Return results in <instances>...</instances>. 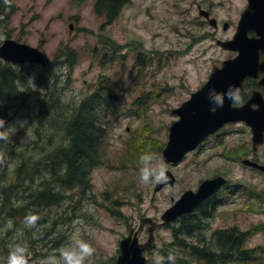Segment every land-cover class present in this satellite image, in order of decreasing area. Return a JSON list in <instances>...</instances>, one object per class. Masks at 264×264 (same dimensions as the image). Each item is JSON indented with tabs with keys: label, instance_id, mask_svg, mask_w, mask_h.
Masks as SVG:
<instances>
[{
	"label": "rangeland",
	"instance_id": "1",
	"mask_svg": "<svg viewBox=\"0 0 264 264\" xmlns=\"http://www.w3.org/2000/svg\"><path fill=\"white\" fill-rule=\"evenodd\" d=\"M1 1L5 8L0 11V45L12 37L40 47L47 64L56 61L55 74L50 75L38 64L23 63L30 70L28 82L19 80L20 93L7 110L0 106V118L16 125L11 142L0 144L9 167L7 171L0 165L2 263L9 246L20 243L29 250L28 264H40L79 228L95 249L90 264H115L120 239L144 216L161 221V215L187 189L196 190L205 178L224 174L229 182L213 199L225 202L200 225L199 232L205 229L203 234L209 238L220 228L251 230L241 248H256L254 256L246 261L234 255L197 261L176 245L173 226L181 222L174 221L156 227L155 244L146 252L149 264H154L157 254L168 263L170 252L192 258L193 264H264V172L242 162V158L256 156L264 161V143L255 155L251 127L243 121L228 122L179 163L167 161L163 154L170 126L179 117L172 108L191 98L208 79L213 64L232 53L215 42L213 28L200 7L214 1V7L220 6V17L227 18L245 0H129L111 22H106L105 14L96 13V0ZM69 49L74 50L73 56L68 55ZM98 86L112 88L118 95L117 101L111 98L119 102L116 112L105 117L109 149L121 151L132 143L140 157L154 154L176 175L174 183L157 190L156 183H141L138 156L128 158V167L97 166L91 170V187L85 191L66 188L50 168L46 171L49 159L69 140L64 116L71 115ZM53 161L58 166L56 157ZM18 167L23 173L18 174ZM31 169L38 170L30 176L24 174ZM43 181L59 193V203L37 207L30 198ZM6 198L9 205L28 209H13L10 215ZM28 213L39 217L31 229L24 226ZM180 235L188 242L197 239L184 231ZM147 236L145 227L140 240ZM215 245L211 248L221 253Z\"/></svg>",
	"mask_w": 264,
	"mask_h": 264
},
{
	"label": "water",
	"instance_id": "2",
	"mask_svg": "<svg viewBox=\"0 0 264 264\" xmlns=\"http://www.w3.org/2000/svg\"><path fill=\"white\" fill-rule=\"evenodd\" d=\"M201 13L208 16V11L204 9H201ZM250 28L256 29L259 33L264 30V0H249L248 7L241 15L234 38L221 42L224 46L239 49V54L224 60L223 66H216L210 79L193 92L190 99L173 109L179 118L170 126L169 140L163 148L167 161L178 162L205 136L229 120L243 118L252 126L255 148L264 141V100L260 98L261 101H256L259 107L251 109L249 103L242 106L233 105L227 95L230 89L242 86L243 71L256 75L261 68L264 69V60L259 61V52L264 50V38L258 39L256 35L250 37L247 33ZM0 56L15 63L33 62L42 65L47 63L45 52L40 47L12 37L5 38L0 45ZM261 83H264V77ZM213 94L223 97L222 106L214 101ZM243 161L264 171V163L249 157L244 158ZM166 175V182L156 183V190L167 182L175 181L172 171L167 169ZM226 181L227 178L224 175H217L204 179L197 190L187 189L162 214L163 221L176 220L182 214L192 211ZM145 223H149V233L147 238L141 241L139 232ZM156 225L152 217L145 216L137 229L131 227L129 234L120 240V253L116 264H148L149 257L145 252L154 244ZM29 260L30 257H28Z\"/></svg>",
	"mask_w": 264,
	"mask_h": 264
},
{
	"label": "trees",
	"instance_id": "3",
	"mask_svg": "<svg viewBox=\"0 0 264 264\" xmlns=\"http://www.w3.org/2000/svg\"><path fill=\"white\" fill-rule=\"evenodd\" d=\"M128 1L129 0H96L95 10L97 14L106 15V22H111L119 8ZM4 8V4L0 0V11L4 10ZM74 53L73 49H69V56H73ZM55 63L56 61H52L47 65H37L34 63L33 65L41 66L44 70H47V75H50L55 74ZM29 73L30 70L27 68V65L19 64L16 66L0 58V106L4 108L3 110H7L8 106L13 104L12 102L16 100L20 93L19 80L24 81L22 84L28 82ZM43 76L45 75L43 74ZM45 79L46 78L42 79L40 82L45 84ZM114 97L117 101L118 95L112 88L98 86L90 96L87 98L84 97L83 100L73 108L75 111L73 110L71 115L68 117L64 116V126L69 135V140L67 144L66 142L62 144L57 150L58 154L54 156L58 159V166L54 161L52 162L54 159L53 157V159H49L47 167H45L46 171L50 168L52 176L58 178L57 182L62 183L68 188H80L85 191L91 187V170L93 172L97 166L103 163L106 166H113L115 168L128 167L125 165L128 158L133 159L136 157L138 159V157H140V151L136 149L132 143L125 145L121 151H119L118 148L110 150L108 147L109 141L107 138L109 136L107 125H109V122L105 117L107 114L116 112V105L118 106L119 102H112L111 98ZM61 105L62 103L56 104L58 107ZM51 106L50 104L48 110ZM135 111H137V109H135ZM37 133L39 135V130ZM124 149L125 151L123 152ZM9 154L13 160L12 153ZM19 168L20 167H18V174L23 173V170ZM4 169H9L8 162L4 164ZM36 170L38 169L34 171ZM34 171L33 169L28 171L24 170V174L30 176ZM41 172L42 171H40V173ZM50 183L51 181H49V184ZM40 185L42 186L41 189H35L36 191H33L30 196L37 207L59 203V193L53 192L51 186L48 185L47 182L43 181ZM12 187H15V184L12 185ZM9 203L10 199L7 200L6 198V205H9ZM217 203L218 202L212 197L207 199L197 211L184 215L180 219L182 222L180 226H173L175 243L181 249L188 250L191 257L195 258L197 261L205 260L210 262L213 261L214 258H225L229 255L240 257L242 260L246 261V259L254 256L256 252V248H241L245 235L250 234L252 232L251 230L241 231L236 227L215 230L213 238L211 239L213 243L217 244L215 246L221 249V253L214 251L215 249L209 247L208 243H204L205 235L203 231L199 232L200 226L197 223V221H199L197 217L200 215L198 212L202 208H205L202 210L201 215L203 214L206 218L211 217L212 213L215 212V208L218 205ZM8 207V214L10 215L14 210L22 211L28 209L26 206L18 207L15 205L13 207V205H9ZM182 231L188 236L196 237L197 239L191 242L186 241V238L180 235ZM192 258L189 259L188 257L178 256L175 259V264H193L194 261ZM165 264H169V262Z\"/></svg>",
	"mask_w": 264,
	"mask_h": 264
},
{
	"label": "clouds",
	"instance_id": "4",
	"mask_svg": "<svg viewBox=\"0 0 264 264\" xmlns=\"http://www.w3.org/2000/svg\"><path fill=\"white\" fill-rule=\"evenodd\" d=\"M11 0H5V4H10ZM228 98L234 102H239V93L229 90ZM214 101L221 105L223 97L213 94ZM16 133L15 123H7L0 118V144H8ZM6 153L0 151V165L6 163ZM139 176L143 184L163 183L167 180V168L162 159L157 158L152 153H144L139 161ZM39 217L35 213H28L24 218V226L33 228ZM28 248L20 243H13L9 246L8 255L4 264H28ZM95 249L89 240L84 239L79 228H76L68 236L65 242L53 253L44 257L40 264H90V258L94 255ZM176 257L169 253L167 261L169 264H175ZM165 258L155 255L154 264H164Z\"/></svg>",
	"mask_w": 264,
	"mask_h": 264
},
{
	"label": "flooded vegetation",
	"instance_id": "5",
	"mask_svg": "<svg viewBox=\"0 0 264 264\" xmlns=\"http://www.w3.org/2000/svg\"><path fill=\"white\" fill-rule=\"evenodd\" d=\"M248 5H249V0H245V2L243 4H241L240 6L235 8L234 14L227 16V18L226 17H223V18L220 17L221 16V11L219 10L220 6L217 5L216 7H214V1H212L210 3V6H207V7L205 6V8L208 9V11H209V16L207 18H204V19L209 21L208 24H210V27L213 28V31H212L213 38H215L216 40H220V39L223 40V39L232 38L234 36L236 30H237L241 15L244 12V10L248 7ZM213 21H214V23H213ZM229 31H230V34H228ZM247 33L249 36H255L256 35V37H258V39L264 38V30L259 33L256 31V29L250 28L247 31ZM226 50L232 51V53L227 55L224 59L233 58L238 53L237 49L226 48ZM263 59H264V50H260V61H262ZM216 64H219V63H216ZM263 77H264V69L263 68H261L258 71V74L256 76L255 75L246 76L244 88L238 91L239 97H240V100H239L240 103L246 102L248 100L249 96L251 95L250 93H252L254 90H262L264 92V83L263 84L260 83V80ZM256 153H257V151H255V155H256ZM63 186H65V185H63ZM65 187L68 188L67 186H65ZM197 218L199 219V221H197L199 226L204 221L207 220V218L204 217L203 214L202 215L200 214ZM178 221L181 222L180 219ZM201 228H203V227L200 226L199 231ZM202 231L204 232L205 229H203ZM173 234H174V232H173ZM211 238H213V234L209 238H206V236L204 237V243H208L209 247H211V244L213 243ZM0 264H3L1 260H0Z\"/></svg>",
	"mask_w": 264,
	"mask_h": 264
},
{
	"label": "bare ground",
	"instance_id": "6",
	"mask_svg": "<svg viewBox=\"0 0 264 264\" xmlns=\"http://www.w3.org/2000/svg\"><path fill=\"white\" fill-rule=\"evenodd\" d=\"M46 64H47V63H46ZM7 171H8V170H7ZM154 244H155V242H154ZM154 244H153V246H154ZM153 246H152V247H153ZM152 247H151V248H152ZM151 248H150V249H151Z\"/></svg>",
	"mask_w": 264,
	"mask_h": 264
}]
</instances>
